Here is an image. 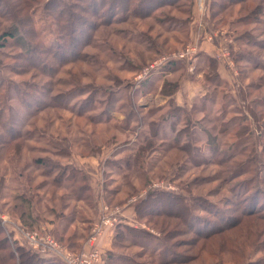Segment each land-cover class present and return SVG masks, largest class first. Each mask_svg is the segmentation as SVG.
Listing matches in <instances>:
<instances>
[{
    "label": "rangeland",
    "instance_id": "1",
    "mask_svg": "<svg viewBox=\"0 0 264 264\" xmlns=\"http://www.w3.org/2000/svg\"><path fill=\"white\" fill-rule=\"evenodd\" d=\"M142 3L0 0V35L18 25L26 45L0 50L2 227L36 264L64 263L26 231L73 257L94 242L93 264H264V0ZM188 47L176 70L145 76ZM208 57L224 77L209 84ZM20 194L37 222L15 209ZM146 201L172 214L138 213Z\"/></svg>",
    "mask_w": 264,
    "mask_h": 264
},
{
    "label": "trees",
    "instance_id": "2",
    "mask_svg": "<svg viewBox=\"0 0 264 264\" xmlns=\"http://www.w3.org/2000/svg\"><path fill=\"white\" fill-rule=\"evenodd\" d=\"M147 1V2H151L153 0H143V3ZM143 3L140 5V7H142ZM139 7V5H138ZM28 15H30L28 13ZM12 40V41H17L20 42L23 46H26L25 43H22V37H21V31L18 25L16 26H12L9 30H7L6 32H3V34L0 35V50L4 49L7 47L8 45V41ZM240 54H243V52ZM237 55L238 57H240L241 55ZM171 63L169 66V69L172 68V70H176V68H174V64ZM207 68H209L208 72L206 73V78L205 81L206 83L209 84L210 81L213 80V78H218L221 79V76L219 74L218 71V63L208 57L207 58ZM206 69V68H205ZM204 69V70H205ZM179 88V83H167L164 85V89L162 90L164 93V95L166 96H172L173 94H175V92L177 91V89ZM39 162V166L43 167V165L41 164L40 161ZM75 171V170H74ZM61 178H66L64 177L63 173L59 176V179ZM69 178L72 177H67V180H69ZM34 176L33 177H29L26 181H25V185L29 187V190L32 191V189H34ZM72 180H77L75 178H72ZM83 187H81V191H88L90 190V185L87 183V181L83 182ZM5 188V183L3 178L0 179V192ZM35 189H38V187H36ZM168 198V197H167ZM168 199H170L171 201L174 202H181V200L177 197H173L172 199L169 197ZM42 198H38V202H41ZM15 203V209L21 210L22 213L20 214L21 218L26 221L29 222L31 221V223H35L37 222V218L35 217V213L33 212L34 209V199L32 197H27L26 194L22 195H17L14 199ZM137 212H141L144 210V212H148L147 214L150 215H154V216H162V215H171L172 213L170 212H166L163 210H159L157 208L152 209L154 206L150 203H146L145 202H141L139 203L137 206ZM188 205H183L182 209L185 211H188ZM169 210H173L172 208ZM51 212V211H50ZM51 213H54L53 211ZM144 213V214H145ZM43 215V214H42ZM176 216V215H175ZM132 230L129 229V227L126 226H119V230L120 232L124 231V230ZM119 232V231H118ZM119 236L118 234L116 235L115 239H118ZM74 243H72L73 245ZM1 252H5L7 254V260H9V262H11L12 264H36L35 263V259L40 258L41 261L40 263H42L44 261L43 258H41L37 253L35 252H31L30 250H27L25 247L23 246H19L16 245L14 242H12V240L8 237V235L5 233L3 227H2V223L0 221V253ZM113 255H111L110 260L112 261ZM175 262V261H174ZM162 263V262H161ZM0 264H6V262L0 260ZM117 264H136L132 261L126 260V261H120Z\"/></svg>",
    "mask_w": 264,
    "mask_h": 264
},
{
    "label": "built area",
    "instance_id": "3",
    "mask_svg": "<svg viewBox=\"0 0 264 264\" xmlns=\"http://www.w3.org/2000/svg\"><path fill=\"white\" fill-rule=\"evenodd\" d=\"M226 49H224V51H227ZM194 52H195L194 50L192 51V49L188 47L186 51H184L183 53L177 56L174 55L172 57H164L162 60L156 61L154 65L147 68L144 74L145 76L150 75L153 72L161 70L163 67L167 66L168 64H171L176 61H181L188 58L189 56H192ZM3 220L6 221L5 218H3ZM26 234H27L26 237L27 245L32 250L40 252L42 257L45 258H52V259L58 258L61 259L64 264H93L95 262H98L101 258L100 253L97 250H94L95 249L94 242L92 243V249L87 254L81 255L79 257H73V256H69L65 251L59 249V246L55 243L50 244L46 242L43 238L36 237V235H33L30 231H26Z\"/></svg>",
    "mask_w": 264,
    "mask_h": 264
},
{
    "label": "crops",
    "instance_id": "4",
    "mask_svg": "<svg viewBox=\"0 0 264 264\" xmlns=\"http://www.w3.org/2000/svg\"><path fill=\"white\" fill-rule=\"evenodd\" d=\"M202 54L203 55H207V56H210V57H213L212 56V54H213V49L211 48V47H209L208 45H206V44H202ZM218 71H219V74H220V76L222 77V78H224L223 77V66L222 67H219V65H218ZM189 82V81H188ZM199 86L200 85H202V84H198ZM184 92H186V89L184 90L183 89V91H180V94H178V96H180V97H184V96H186V94L184 95L183 93ZM195 98V97H194ZM193 98V99H194ZM133 209H131V208H125L123 211H122V217L121 218H123V219H126V218H128V217H130V216H133L132 214H133ZM122 222V221H121ZM107 241H108V239H107ZM102 247H104V248H107V245L105 244V245H103V242H102V244H100Z\"/></svg>",
    "mask_w": 264,
    "mask_h": 264
}]
</instances>
